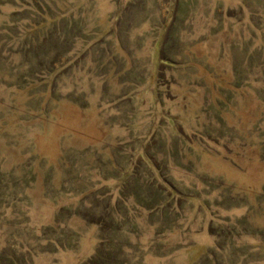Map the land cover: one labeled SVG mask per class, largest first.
I'll list each match as a JSON object with an SVG mask.
<instances>
[{
  "label": "rangeland",
  "instance_id": "374dc122",
  "mask_svg": "<svg viewBox=\"0 0 264 264\" xmlns=\"http://www.w3.org/2000/svg\"><path fill=\"white\" fill-rule=\"evenodd\" d=\"M0 264H264V0H0Z\"/></svg>",
  "mask_w": 264,
  "mask_h": 264
}]
</instances>
